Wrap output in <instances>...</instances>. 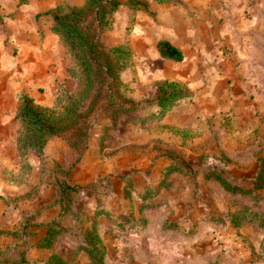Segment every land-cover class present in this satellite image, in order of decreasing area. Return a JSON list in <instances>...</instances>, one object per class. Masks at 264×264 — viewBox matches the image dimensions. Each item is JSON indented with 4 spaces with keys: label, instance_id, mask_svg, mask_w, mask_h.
<instances>
[{
    "label": "rangeland",
    "instance_id": "obj_1",
    "mask_svg": "<svg viewBox=\"0 0 264 264\" xmlns=\"http://www.w3.org/2000/svg\"><path fill=\"white\" fill-rule=\"evenodd\" d=\"M55 1L50 9L85 0ZM119 1L100 40L129 52L116 107L129 99L136 110L114 115L97 88L77 147L66 131L26 156L20 122L0 128V264H264V226L232 222L243 207L264 214V190L231 192L205 177L217 171L251 190L264 169V0H146L139 11ZM161 10L181 62L155 50ZM58 40L65 75L47 109L79 88ZM162 82L188 95L163 117Z\"/></svg>",
    "mask_w": 264,
    "mask_h": 264
},
{
    "label": "trees",
    "instance_id": "obj_2",
    "mask_svg": "<svg viewBox=\"0 0 264 264\" xmlns=\"http://www.w3.org/2000/svg\"><path fill=\"white\" fill-rule=\"evenodd\" d=\"M163 4H176V0H155ZM120 5L119 0H85L80 7L58 5L44 13L51 19V31L65 45L75 61V71L79 77V88L73 95H67L65 103L60 105L57 97L55 106L47 109L38 106L26 94L18 95V107L15 118L21 124L17 136V146L21 155L26 156L28 150L41 152L47 142L55 137L71 132L68 143L77 147L83 136H87L86 128L80 122L85 112L84 101L97 88H104L107 96V107L112 108L114 115L127 114L136 110L137 105L132 100L125 99L123 105L116 107V96L121 85V74L127 68L130 54L122 47L106 48L102 45L101 35L110 27V15ZM129 9L139 11L147 7L146 0H127ZM159 55L175 62L183 60L180 49L166 40L156 44ZM74 73V71H72ZM156 103L164 116L177 103L188 98L184 87L176 82H162L156 86ZM186 90V89H185ZM259 169L253 181V188L242 189L226 181L220 172H208L205 177L219 182L226 190L250 194L251 191L264 190V169ZM177 167L169 166L168 176ZM243 221L264 226V214L251 213L243 207L232 215V222L240 225ZM51 234L48 235L50 238Z\"/></svg>",
    "mask_w": 264,
    "mask_h": 264
},
{
    "label": "crops",
    "instance_id": "obj_3",
    "mask_svg": "<svg viewBox=\"0 0 264 264\" xmlns=\"http://www.w3.org/2000/svg\"><path fill=\"white\" fill-rule=\"evenodd\" d=\"M56 2L0 0V128L7 127L9 118L15 117L19 94H26L41 107L54 101L57 82L65 75L63 49L51 31V19L39 15ZM158 16L163 23L150 29L159 36L154 43L156 52L157 42L166 40L184 57L185 50L173 41L169 30L174 24L170 13L161 10Z\"/></svg>",
    "mask_w": 264,
    "mask_h": 264
}]
</instances>
